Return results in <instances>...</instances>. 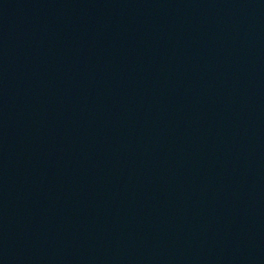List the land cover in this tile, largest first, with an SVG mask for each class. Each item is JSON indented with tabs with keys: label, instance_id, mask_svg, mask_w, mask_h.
I'll list each match as a JSON object with an SVG mask.
<instances>
[{
	"label": "water",
	"instance_id": "1",
	"mask_svg": "<svg viewBox=\"0 0 264 264\" xmlns=\"http://www.w3.org/2000/svg\"><path fill=\"white\" fill-rule=\"evenodd\" d=\"M0 264H264V0H0Z\"/></svg>",
	"mask_w": 264,
	"mask_h": 264
}]
</instances>
